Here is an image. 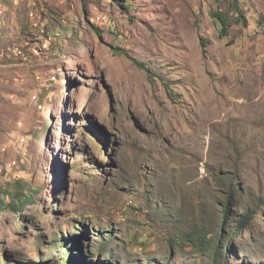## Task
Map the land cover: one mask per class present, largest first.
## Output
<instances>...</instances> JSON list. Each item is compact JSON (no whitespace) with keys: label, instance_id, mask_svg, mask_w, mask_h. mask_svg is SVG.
<instances>
[{"label":"rangeland","instance_id":"1","mask_svg":"<svg viewBox=\"0 0 264 264\" xmlns=\"http://www.w3.org/2000/svg\"><path fill=\"white\" fill-rule=\"evenodd\" d=\"M0 210V264H264V0H0Z\"/></svg>","mask_w":264,"mask_h":264},{"label":"trees","instance_id":"2","mask_svg":"<svg viewBox=\"0 0 264 264\" xmlns=\"http://www.w3.org/2000/svg\"><path fill=\"white\" fill-rule=\"evenodd\" d=\"M215 19H217V23H218V26L220 27V37L221 38H227L228 36V28H229V25H228V15L222 13V12H218L214 15ZM204 42V41H203ZM205 43H203V47L206 48V45H204ZM117 52L119 53V49H117ZM31 201L33 200V197L32 195L30 194L29 197H28ZM2 212V210H0V213ZM229 208L225 210V218H224V221H223V226L226 225V220L229 218ZM241 227L238 229V233L240 232L239 230L242 229V224L246 225L248 224V221H245L243 218H242V221H241ZM220 234H223L225 231H223V229H220L219 230ZM201 236V235H200ZM200 236H191L190 238L191 239H196L197 240H201V237ZM238 236L237 234H233L231 235L230 237V240H229V245H231L233 243V240L235 241V237ZM231 241V242H230ZM68 250L71 251V249L68 248ZM65 251V250H64ZM73 251V250H72Z\"/></svg>","mask_w":264,"mask_h":264}]
</instances>
